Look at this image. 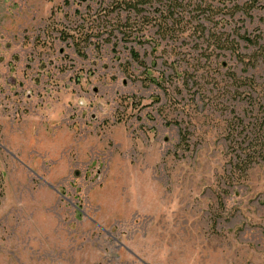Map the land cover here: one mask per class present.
Here are the masks:
<instances>
[{
	"label": "rangeland",
	"instance_id": "rangeland-1",
	"mask_svg": "<svg viewBox=\"0 0 264 264\" xmlns=\"http://www.w3.org/2000/svg\"><path fill=\"white\" fill-rule=\"evenodd\" d=\"M0 172V264H264V0H0Z\"/></svg>",
	"mask_w": 264,
	"mask_h": 264
},
{
	"label": "trees",
	"instance_id": "trees-1",
	"mask_svg": "<svg viewBox=\"0 0 264 264\" xmlns=\"http://www.w3.org/2000/svg\"><path fill=\"white\" fill-rule=\"evenodd\" d=\"M140 0H138V2H139ZM130 5H131V3H129ZM255 3H248L247 5H246V7H248L249 9H252V8H255ZM2 182H3V175H2V173L0 172V186L2 187Z\"/></svg>",
	"mask_w": 264,
	"mask_h": 264
}]
</instances>
